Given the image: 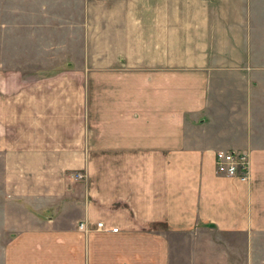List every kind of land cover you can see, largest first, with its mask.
<instances>
[{"label":"crops","instance_id":"crops-1","mask_svg":"<svg viewBox=\"0 0 264 264\" xmlns=\"http://www.w3.org/2000/svg\"><path fill=\"white\" fill-rule=\"evenodd\" d=\"M30 6L76 57L0 80V264L264 263V0Z\"/></svg>","mask_w":264,"mask_h":264},{"label":"rangeland","instance_id":"rangeland-1","mask_svg":"<svg viewBox=\"0 0 264 264\" xmlns=\"http://www.w3.org/2000/svg\"><path fill=\"white\" fill-rule=\"evenodd\" d=\"M30 5L31 0H0V80H10L13 68L27 75L35 74V78L44 72L61 71L67 68L66 62L76 57L67 49L75 44V38H71L70 43L60 35L42 36L50 31L35 28L33 16L28 15ZM56 16L52 14L50 19ZM46 67L52 69L43 72Z\"/></svg>","mask_w":264,"mask_h":264},{"label":"built area","instance_id":"built-area-1","mask_svg":"<svg viewBox=\"0 0 264 264\" xmlns=\"http://www.w3.org/2000/svg\"><path fill=\"white\" fill-rule=\"evenodd\" d=\"M215 170L219 174L229 177H235L241 181H248L250 176L249 157L246 152L236 150H217L214 154ZM78 178H82L83 174L78 173ZM98 229L103 228V222L96 223ZM79 230L86 231V222L82 221L78 224ZM118 227H111L109 230L117 231Z\"/></svg>","mask_w":264,"mask_h":264}]
</instances>
